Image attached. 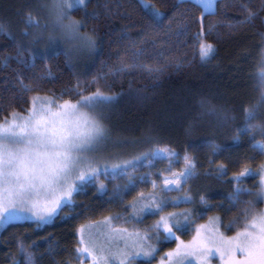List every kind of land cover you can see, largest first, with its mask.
Listing matches in <instances>:
<instances>
[{
  "label": "snow or ice",
  "instance_id": "1",
  "mask_svg": "<svg viewBox=\"0 0 264 264\" xmlns=\"http://www.w3.org/2000/svg\"><path fill=\"white\" fill-rule=\"evenodd\" d=\"M188 3L199 9L197 19L200 31L193 38L198 41L196 55L202 63H206L216 53V48L206 38L209 35L219 37L220 33L216 30L223 22L205 26V20L217 15L219 3L218 0H188ZM220 3H224L227 8L238 9L240 18L230 20L225 25L230 33L246 27L255 28L257 21L264 28V15H261L264 13V0H259L258 7H253L255 0H220ZM88 5L89 0H40L38 7L46 13V19L42 23L40 15H34L31 10L25 14L22 35L25 39L31 37L29 45L25 47L19 42L15 43L14 55L7 49L0 52V67L7 69L10 62L15 60L21 69H35L37 53L34 48L43 39L45 32L47 42L40 58L46 69L48 49L60 41L71 42L78 50L94 51L102 41L96 36L95 30H85L90 20H99L101 13L96 9L88 12ZM180 6L173 5L169 12L167 0H161L159 5L140 0L139 8L149 21L148 27L141 29L139 39L128 35L129 29L135 27L134 24H126L119 29L116 63L104 76L94 78L92 83L97 84L94 92L86 95L87 88L81 90L78 80L76 87L68 93L61 92L59 96L32 95L23 101L28 104L26 109L12 110L0 118V225L25 221L34 225L35 231L53 223L57 218H71L75 212L76 195L91 186L95 185L97 192L103 195L108 191L105 180L126 179L122 187L118 184L113 188L110 197L123 204L129 192L151 180L152 191L147 195L144 192L138 193L128 202V207L123 209V212L129 213L127 217L121 212L105 216L102 220L80 224L75 230L77 240L74 251L59 264H137L138 258H143L146 264H152L157 252L156 243L161 239L177 241L176 248L166 253L169 264H213L215 256L219 257L221 264H264V209L258 207L259 203L264 202V163L255 170V175L259 177L255 192L242 186L244 178L253 175L247 162L251 157L247 158L239 171L233 173V190L226 197L229 201L227 211L239 209V213L232 216L227 224H224L220 216H209L207 223L198 225L192 239L185 243L177 233L190 228L193 217L198 215L195 199L187 187L196 178L198 165L187 150L182 158L183 169L172 171L181 159L180 153L170 146L155 142L149 127L145 142L153 146L147 151L131 159H116L112 162L97 158L110 138L103 109L119 98V94L110 95L103 91L99 86L100 81L115 80L137 72L150 76L162 74L166 65L157 63L154 66L141 59L146 52L143 45L151 43L153 48L156 47L153 37L158 36L159 31H165L161 27L165 20L166 33H174L177 38L188 33L192 16L187 6L184 12H180ZM104 8L106 11L103 15L108 19L118 15L121 20H128L131 15L113 13L107 4ZM74 11H82L83 18L74 19ZM0 34L11 37L8 27L2 23ZM253 34L259 37L260 50L254 86L257 95L243 107L242 123H235V115L211 101L202 99L200 108L201 115L214 121L216 127L232 129L231 139L234 143L247 137L250 150L264 157V31ZM25 55L28 59H25ZM155 55L157 59H167L163 52ZM180 66L178 62L177 69ZM17 78L21 96H26L38 91L39 83L51 79L52 74L49 69L29 83H25L19 74ZM65 95L69 98L66 99ZM207 147L214 157L225 150L215 141H209ZM165 160L169 164L170 178H164L163 187L159 191L150 172L135 176L144 161L152 164ZM213 162L209 160L210 165ZM227 168L226 164L218 163L214 173L205 174H214L219 180L226 175ZM173 193L176 194L174 198ZM242 195L249 198L242 200ZM209 199L207 194H199L200 204L211 210ZM181 203L192 207L179 213L162 214L168 207L175 208ZM222 203L217 207H221ZM65 209H68L69 215L61 217ZM145 214H160V218L143 234L119 226L120 221H142ZM233 229L235 235L227 236L226 232ZM34 243L26 244L23 239H18L17 253L9 256L12 264H37ZM47 243V251L51 255L57 246L51 241Z\"/></svg>",
  "mask_w": 264,
  "mask_h": 264
},
{
  "label": "trees",
  "instance_id": "2",
  "mask_svg": "<svg viewBox=\"0 0 264 264\" xmlns=\"http://www.w3.org/2000/svg\"><path fill=\"white\" fill-rule=\"evenodd\" d=\"M149 3L160 4L161 0H148ZM230 2V0H226ZM168 11L172 6L180 4L179 11L184 12L188 7L192 16L189 22V31L186 35L177 38L174 33H166L167 21L161 25L165 31H159V35L153 37L156 47L151 43L143 45L146 48L143 62L156 65H166L160 75L150 76L144 72L126 74L115 80H101L99 86L107 94H119V98L111 105L103 109L105 124L112 136L120 142L136 144L134 157L141 152L147 151L153 146L152 143L145 142V137L149 135L148 128L151 127L152 136L155 142L167 145L178 151L181 155L180 161L172 168V171L179 172L183 169V155L185 150L194 158L198 165L196 178L187 186L191 189V194L195 199V208L198 215L193 217L190 228H185L177 235L180 239L187 241L191 239V234L200 224H205L209 216H220L227 224L232 216L239 213V209L228 212L229 201L226 199L233 190L232 176L239 171L241 165L251 157L249 166L253 170V175L244 178V188L255 192L259 177L255 175V170L264 157L257 155L250 150L248 138L243 137L239 143H234L231 139V128H218L214 121L201 115L200 102L202 99L220 105L236 116L235 123L243 121V107L253 101L257 93L254 90L255 73L259 60V37L253 32L264 31L256 22L255 28H242L235 32H229L226 24L230 20L239 19L237 8H227L224 3H219L217 15L209 16L205 20L208 24H220L217 32L220 36L209 35L207 42L212 43L216 48L215 55L206 63H202L198 52V41L193 37L200 31L198 17L199 9L192 7L188 0H167ZM37 0H0V23L5 24L11 37L0 34V52L5 49L15 54V43L19 42L27 47L29 38L22 35L24 30L25 14L31 10L37 13L42 9L38 7ZM107 4L113 13L131 14L128 20H121L118 15L111 19L106 18L103 13L106 11L104 5ZM140 0H89L88 12L94 9L101 13L98 21H89L85 31L95 30V34L102 43L89 53H76L71 51L67 54L60 50L48 53V68H45L43 60L37 51L36 68L33 70L21 69L15 60L10 62L9 68L0 67V118L12 110L22 111L28 107L23 101L32 95H52L59 96L61 92L68 93L76 87L77 81L81 84V90L87 88L85 94H90L96 90L97 84L92 83L95 77L104 76L109 68L116 63V41L119 38V29L124 25H135L128 31V35L133 39H139L142 28H147L149 21L139 8ZM99 5L97 9L96 6ZM259 0H255L253 7H258ZM225 13L227 19H225ZM42 14L40 17L43 20ZM35 15V14H34ZM264 15V13H261ZM74 19H82V11L73 12ZM195 21V22H193ZM176 27L175 24L172 25ZM27 43H26V42ZM163 52L167 59L160 57L157 59L156 53ZM25 59H28L25 55ZM181 66L177 69L176 64ZM50 69L52 78L45 79L39 83V90L33 91L26 96H21L18 74L29 83L33 79L45 74ZM15 70V71H14ZM131 82V87L129 86ZM110 86V91H109ZM35 88L36 85H33ZM143 91H140V90ZM65 98H69L65 95ZM78 97H73L76 99ZM190 131H186L187 129ZM215 141L225 150L219 156H212L207 144ZM131 159V158H130ZM209 160L214 161L211 165ZM224 163L228 166L226 175L221 179H216L214 173L216 165ZM168 161H156L150 164L143 162V166L135 173L141 176L151 173L152 179L157 184L165 177H170L168 172ZM107 194L97 192L96 186L89 187L85 192L75 197V212L71 218H57L53 223L41 229L33 231L34 225L28 222L15 223L5 227L0 233V264H12L10 255L17 253V240L23 239L26 244H33L36 251L37 264H59L67 259L74 251L76 244V228L83 223H91L93 220H102L108 215H115L123 212L128 207V202L140 192L145 195L150 193L151 180L147 184L129 192L124 203L110 199L112 190L116 185L121 187L126 183V179L117 181L105 180ZM199 194H207L211 210L199 202ZM172 194V198L175 197ZM249 197L242 195L241 199ZM222 203L221 207H217ZM192 205L179 204L177 207H168L167 212H182ZM263 209L264 202L258 204ZM129 215L128 212H123ZM61 217H68V209L62 212ZM160 214H145L142 221H130L129 227L136 226L144 233L145 228H150L159 220ZM224 231V229H221ZM163 234V229H161ZM227 236L235 235V229L226 232ZM51 241L56 245L54 252L49 255L48 243ZM157 244V252L152 259L155 264V256L163 252L176 248L177 241L160 240ZM75 264V262H74ZM137 264H146L143 259H138Z\"/></svg>",
  "mask_w": 264,
  "mask_h": 264
},
{
  "label": "rangeland",
  "instance_id": "3",
  "mask_svg": "<svg viewBox=\"0 0 264 264\" xmlns=\"http://www.w3.org/2000/svg\"><path fill=\"white\" fill-rule=\"evenodd\" d=\"M39 2H40V0H37V3H39ZM40 13H44V14H42L43 20L41 19V22L43 23L44 20L46 19V13L43 10H42V12H40L38 10V12L34 13V14L40 15ZM28 38H29V40H31V37H28ZM46 42H47V32H45L43 34V39L40 41V43L38 45L35 46L34 51L41 53L42 50H44ZM56 49L62 51L63 53H68L69 51H71L75 56L77 55L76 54L77 52L79 54L82 52H85L87 54L90 51H92V50H87V49L78 50V49H76V47L74 46L73 43L67 42V41H60L56 45H54L52 48L48 49V53H50ZM259 54H260V51H259ZM38 95H41V94H38ZM41 96H46V95H41ZM135 146H136V144H130L129 142H125V143L120 142L118 139H115L114 136H112V134L110 133V138L105 143V145L102 147V150H101V152L97 158L102 159V160H109L110 162H112L116 159H120V160L130 159V158H132L131 154H132V152H134ZM163 180L164 179H162L161 182L159 184H157L158 185L157 191H159L160 187H163ZM149 187H150V192H151L152 191V185H150ZM123 215H125V214L123 213ZM125 216L127 217V215H125ZM23 222H25V221H17L16 223H23ZM129 223H124V221H120L119 226L129 229V231L137 230V231L141 232V230L139 228H136V226H134V225L129 227L128 226ZM7 226L0 225V233ZM146 229H148V228H145V230ZM141 234H143V232H141ZM149 234L151 235L152 233H149ZM194 234H195V230H194V233L191 234V237H193ZM191 239H188L187 241H184V242L187 243ZM156 247H157V244H156ZM173 250L166 251V252L161 253L158 256H155V264H161V261H163V264H169L168 256L166 255V253L172 252ZM138 259H143V258H138ZM213 264H221V261H220L218 256H215L213 258Z\"/></svg>",
  "mask_w": 264,
  "mask_h": 264
}]
</instances>
